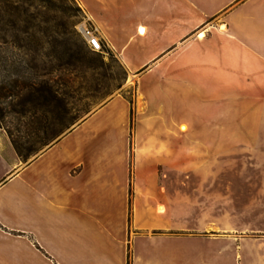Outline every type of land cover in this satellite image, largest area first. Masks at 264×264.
<instances>
[{"label":"crops","instance_id":"0c3cea01","mask_svg":"<svg viewBox=\"0 0 264 264\" xmlns=\"http://www.w3.org/2000/svg\"><path fill=\"white\" fill-rule=\"evenodd\" d=\"M76 1L132 103L25 162L0 127V264H163L180 236L264 264V0Z\"/></svg>","mask_w":264,"mask_h":264},{"label":"rangeland","instance_id":"374dc122","mask_svg":"<svg viewBox=\"0 0 264 264\" xmlns=\"http://www.w3.org/2000/svg\"><path fill=\"white\" fill-rule=\"evenodd\" d=\"M84 17L76 0H0V58L23 56L40 70L49 64L47 54L53 38L68 39L72 46L70 63L61 68L60 75L61 81H66L62 89L67 92L70 110L64 122L50 124L48 132H56L50 142L112 95L120 93L128 98L134 94V79L130 80L117 56L106 46L100 55L92 51L77 31L76 24ZM57 23L61 25L55 31ZM4 121L14 128L11 118ZM47 145L39 147L34 142L35 151L28 159ZM174 241L177 243L172 246L159 248L173 255L163 264H261L258 254L262 249L249 244L238 249L234 244L207 243L198 237L180 236Z\"/></svg>","mask_w":264,"mask_h":264},{"label":"trees","instance_id":"16d2710c","mask_svg":"<svg viewBox=\"0 0 264 264\" xmlns=\"http://www.w3.org/2000/svg\"><path fill=\"white\" fill-rule=\"evenodd\" d=\"M59 24L53 26L57 28L55 31H58ZM72 51L68 39L53 38L51 52L47 54L49 64L40 70L23 56L0 58V127L5 129L21 161H26L34 153V142L39 147L50 143L56 135V132H48L50 124L64 122L69 113L70 107L65 99L67 92L62 89L66 81H61L60 75L61 68L70 63ZM127 99L132 103V97ZM5 118L12 119L14 128L4 124Z\"/></svg>","mask_w":264,"mask_h":264},{"label":"built area","instance_id":"2783aa9c","mask_svg":"<svg viewBox=\"0 0 264 264\" xmlns=\"http://www.w3.org/2000/svg\"><path fill=\"white\" fill-rule=\"evenodd\" d=\"M76 29L90 49L94 51H101L103 49L104 45L100 36L96 32V29L89 24L86 17L76 24Z\"/></svg>","mask_w":264,"mask_h":264},{"label":"bare ground","instance_id":"6f19581e","mask_svg":"<svg viewBox=\"0 0 264 264\" xmlns=\"http://www.w3.org/2000/svg\"><path fill=\"white\" fill-rule=\"evenodd\" d=\"M221 27H223V25H222ZM198 36H199V37L203 36V33H202V32H200V33L198 34ZM181 127H182V128H185V126H184V125H182Z\"/></svg>","mask_w":264,"mask_h":264}]
</instances>
